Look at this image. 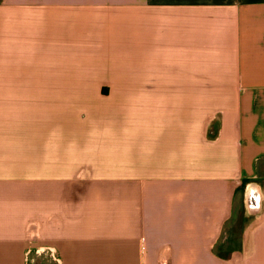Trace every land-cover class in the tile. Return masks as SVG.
Listing matches in <instances>:
<instances>
[{
	"label": "crops",
	"instance_id": "obj_1",
	"mask_svg": "<svg viewBox=\"0 0 264 264\" xmlns=\"http://www.w3.org/2000/svg\"><path fill=\"white\" fill-rule=\"evenodd\" d=\"M47 257L264 264V0H0V264Z\"/></svg>",
	"mask_w": 264,
	"mask_h": 264
},
{
	"label": "rangeland",
	"instance_id": "obj_2",
	"mask_svg": "<svg viewBox=\"0 0 264 264\" xmlns=\"http://www.w3.org/2000/svg\"><path fill=\"white\" fill-rule=\"evenodd\" d=\"M240 215H241V214L238 215L239 218H240ZM238 216H237V217H238ZM239 234H240V233L238 232V238H237V240H236V242H235L236 245H239V243H240L239 240H238V239H239ZM41 259L43 260L44 264H53V263H55L54 261H52V260L50 259V257H47V258H41ZM36 262H37V261H36Z\"/></svg>",
	"mask_w": 264,
	"mask_h": 264
}]
</instances>
